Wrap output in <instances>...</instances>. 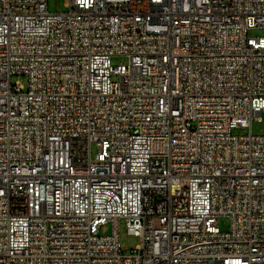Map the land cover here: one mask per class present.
<instances>
[{
    "label": "built area",
    "instance_id": "2783aa9c",
    "mask_svg": "<svg viewBox=\"0 0 264 264\" xmlns=\"http://www.w3.org/2000/svg\"><path fill=\"white\" fill-rule=\"evenodd\" d=\"M48 1L0 0V264H264V0Z\"/></svg>",
    "mask_w": 264,
    "mask_h": 264
},
{
    "label": "rangeland",
    "instance_id": "374dc122",
    "mask_svg": "<svg viewBox=\"0 0 264 264\" xmlns=\"http://www.w3.org/2000/svg\"><path fill=\"white\" fill-rule=\"evenodd\" d=\"M68 0H49L48 1V10L51 13L65 12L68 8L65 6ZM251 37H259L262 35L261 30H252L249 34ZM113 65H120L126 63V59L123 57H115L112 59ZM26 83V80L24 79ZM249 128L239 129L233 131L235 135H247L249 134ZM252 134L254 136H264V114L262 115L261 121L254 120L252 122ZM98 150V146H93V152L95 153ZM217 225L221 231H227L229 229L230 221L228 218L218 219ZM100 235H109L111 233L110 225H106L99 230ZM120 244L122 250L125 254H129L131 250L136 249V247L141 243L140 238L130 235L127 231L124 221L120 224Z\"/></svg>",
    "mask_w": 264,
    "mask_h": 264
}]
</instances>
